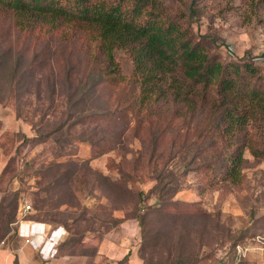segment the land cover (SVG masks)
Wrapping results in <instances>:
<instances>
[{
    "label": "rangeland",
    "instance_id": "374dc122",
    "mask_svg": "<svg viewBox=\"0 0 264 264\" xmlns=\"http://www.w3.org/2000/svg\"><path fill=\"white\" fill-rule=\"evenodd\" d=\"M158 1L217 60L255 67L250 80L264 92L262 10L254 14L242 0H195L189 16L188 0ZM25 30L9 12L0 16L1 264L14 262L23 243L22 203L32 208L23 218L66 230L58 254L76 264H167L179 253L188 264H264V124L246 127L236 184L223 177L221 157L209 170L211 156L181 159L197 118L176 138L180 122L171 121L154 143L145 113L121 106L137 90L127 51L115 50L109 73L92 35H76L66 61L42 51L57 34Z\"/></svg>",
    "mask_w": 264,
    "mask_h": 264
},
{
    "label": "trees",
    "instance_id": "16d2710c",
    "mask_svg": "<svg viewBox=\"0 0 264 264\" xmlns=\"http://www.w3.org/2000/svg\"><path fill=\"white\" fill-rule=\"evenodd\" d=\"M3 3L0 16L9 12L19 30L32 32L45 27L57 34L54 46L50 37L42 48L54 59L71 60L76 35H92L96 53L101 54L109 73L116 71L115 50L127 51L133 61L132 82L137 90L130 94L132 101L121 106L128 111L135 109L137 115L145 113L142 125L154 143L165 136V126L171 121L180 122L181 130L172 136L176 138L197 118L195 136L179 146L186 148L181 159L188 153L211 156L204 166L209 170L221 157L223 177L240 183L236 179L243 163L246 127L253 120L264 124V92L250 80L258 78L255 67L245 64L241 69L239 64L217 60L190 31L166 15L158 0H70L73 6L69 9L61 0ZM194 3L188 0L189 16L195 12ZM242 4L254 14L259 10L264 14V0H242ZM80 63L86 66L84 59ZM104 115L106 111L91 112L84 120ZM139 124L137 121L135 130ZM250 148L256 155L253 146ZM167 264L188 262L179 253Z\"/></svg>",
    "mask_w": 264,
    "mask_h": 264
},
{
    "label": "crops",
    "instance_id": "0c3cea01",
    "mask_svg": "<svg viewBox=\"0 0 264 264\" xmlns=\"http://www.w3.org/2000/svg\"><path fill=\"white\" fill-rule=\"evenodd\" d=\"M16 234L18 238H20L19 236L23 237V243L14 247L18 249L20 255H17L14 262L11 261L6 264H76L73 255L58 254V245L66 237L64 228H51L47 223L24 219L17 226ZM43 234H49L57 240L56 246L53 247L52 244H48ZM26 239L29 241L26 242ZM2 252L0 250V253ZM131 263L142 264L141 261L134 259L131 260Z\"/></svg>",
    "mask_w": 264,
    "mask_h": 264
},
{
    "label": "built area",
    "instance_id": "2783aa9c",
    "mask_svg": "<svg viewBox=\"0 0 264 264\" xmlns=\"http://www.w3.org/2000/svg\"><path fill=\"white\" fill-rule=\"evenodd\" d=\"M31 205L29 203H22L20 206H19V209H18V212L20 214V222H22L25 218H23V216H25L29 210H31ZM43 236L45 237V240L47 241L48 244H52V245H55L57 244V242L55 243L54 241V244H53V240L52 239V236L49 235V234H43ZM29 240L26 239V242H28ZM236 249H237V259H240L242 257V255H244V252H243V249L240 245H237L236 246Z\"/></svg>",
    "mask_w": 264,
    "mask_h": 264
}]
</instances>
